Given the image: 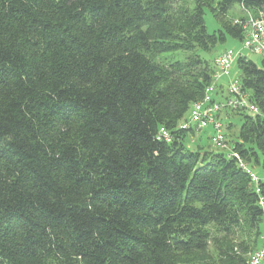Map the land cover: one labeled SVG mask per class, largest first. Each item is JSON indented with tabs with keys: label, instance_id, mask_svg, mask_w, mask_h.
I'll list each match as a JSON object with an SVG mask.
<instances>
[{
	"label": "trees",
	"instance_id": "16d2710c",
	"mask_svg": "<svg viewBox=\"0 0 264 264\" xmlns=\"http://www.w3.org/2000/svg\"><path fill=\"white\" fill-rule=\"evenodd\" d=\"M176 1L0 0V264H172L206 249L211 222L264 220L237 159L180 128L214 58L159 60L242 41L235 22L210 33L205 11L264 0ZM236 63L260 113H237L231 145L264 167V56Z\"/></svg>",
	"mask_w": 264,
	"mask_h": 264
},
{
	"label": "built area",
	"instance_id": "2783aa9c",
	"mask_svg": "<svg viewBox=\"0 0 264 264\" xmlns=\"http://www.w3.org/2000/svg\"><path fill=\"white\" fill-rule=\"evenodd\" d=\"M242 28L243 40L241 48L228 47L214 58L213 81L204 91L201 99L191 105L187 121L180 124L181 129H193L196 133L210 131V143L219 151L226 152L237 159L240 167L250 176L251 183L258 196V204L264 211V180L257 174L238 151L231 145V139L226 132L225 119L228 114L247 112L260 113V109L251 100L250 93L244 90L240 78L231 79L232 66L240 57L247 56L245 49L252 53L264 55V12L257 14L245 11V16L235 21ZM224 78H229L224 82ZM160 135L168 142L172 141L171 132L160 128ZM264 241L251 252L249 264H263Z\"/></svg>",
	"mask_w": 264,
	"mask_h": 264
},
{
	"label": "rangeland",
	"instance_id": "374dc122",
	"mask_svg": "<svg viewBox=\"0 0 264 264\" xmlns=\"http://www.w3.org/2000/svg\"><path fill=\"white\" fill-rule=\"evenodd\" d=\"M188 3L187 0H177L173 3V8L175 11H178L180 8H188ZM243 16H245V10L242 6L236 4L227 15L218 19H216L209 10H206L204 19L208 31L212 33L215 30L218 31L222 29L223 24H233V22L241 19ZM228 47L241 48L242 41L227 36V40L224 43L219 42L216 45L209 46L207 49H204L199 45H196V47L191 50L179 49L161 54L159 60L169 66L176 62L185 64L193 54H200L202 58H206L211 62L217 54ZM245 53L257 63H260L264 56L252 53L247 49H245ZM231 73V79L233 80L240 74L237 63L232 66ZM228 80L229 78L223 79L224 82H227ZM188 116L189 114L187 115V118ZM227 116L225 124H227V126L229 122L233 124L231 130L226 129L229 139H231L236 133L238 134L243 118L236 113L228 114ZM204 133L205 132L202 131V133L197 134V140L194 142H192V139H189L187 141L188 146L196 149L197 142H199L198 145L201 147L205 146L208 149H212L209 147L211 143L209 142V139L206 138L207 135ZM250 166L264 180V167L253 163H251ZM206 229L210 234V240L206 249L203 251H194L190 254H181L172 262V264H222L231 253L237 252L240 256H247L259 244L262 245L264 241V220L260 225L252 224L246 215H243L242 220L235 224L211 222L207 225ZM261 234L262 237H260Z\"/></svg>",
	"mask_w": 264,
	"mask_h": 264
}]
</instances>
